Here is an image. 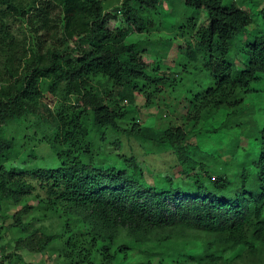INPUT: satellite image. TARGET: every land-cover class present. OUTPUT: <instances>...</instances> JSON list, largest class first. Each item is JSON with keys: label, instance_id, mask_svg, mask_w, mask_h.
<instances>
[{"label": "trees", "instance_id": "16d2710c", "mask_svg": "<svg viewBox=\"0 0 264 264\" xmlns=\"http://www.w3.org/2000/svg\"><path fill=\"white\" fill-rule=\"evenodd\" d=\"M105 2L0 0V220L7 203H25L10 225L24 235L11 254L0 246V264H28L18 250L46 254L63 238L30 229L31 198L74 224L69 264H95L94 252L103 264H264V0ZM138 96L153 124L140 126ZM14 123L34 135L18 145ZM109 131L156 158L170 151L168 168L134 156L124 169L97 166ZM38 134L59 164L8 168Z\"/></svg>", "mask_w": 264, "mask_h": 264}, {"label": "rangeland", "instance_id": "374dc122", "mask_svg": "<svg viewBox=\"0 0 264 264\" xmlns=\"http://www.w3.org/2000/svg\"><path fill=\"white\" fill-rule=\"evenodd\" d=\"M230 0H224L225 4H228ZM123 3V0H106L105 4L107 6V10L111 11L112 9L118 8ZM249 6H245V9H248ZM252 11V14H254V22L259 25L261 21L259 20V16L255 15L257 14V10L254 9H248ZM165 22L168 20V17L165 16L162 13L161 17ZM205 15L202 16V21L205 20ZM24 31V30H23ZM23 32L20 30L19 35H23ZM138 38V37H137ZM139 39L146 40V35H140ZM175 48V47H174ZM172 52H176V50H172ZM171 56V55H170ZM173 60L168 57L165 60L166 65H171L175 67V64L172 62ZM45 102V101H44ZM46 102L49 104L50 108H53L56 104V100H47ZM143 99L138 96L136 100V105L140 107L139 109V115L137 118H140V126H146L149 124H153L156 119L154 118V115L157 113L155 110L149 111V109L142 108ZM28 125V124H27ZM26 124H18L14 123L11 124L9 127L10 133L16 137V141H18V145L21 144V138H24L26 135L31 136L34 135L33 130L27 131ZM37 139L41 140L38 142H32L28 141L29 146L34 145L36 146V150L31 152L27 148L22 149V153L18 159L15 161L8 163L7 167H19V168H25L26 170H31L33 168H51L56 167L59 164V160L57 158L56 153L53 151V149L47 145L43 139L41 134L37 135ZM27 143V140H26ZM120 144V146H119ZM201 145L205 150L208 151H215L216 144H213L212 142L203 141L201 142ZM243 145L247 146V141L243 140ZM30 148V147H29ZM151 149L153 152V155H149L150 152L148 151ZM35 152V158L34 153ZM155 155L157 154V150L153 148H150L149 146L145 145L143 142L136 138H129L124 135H118L112 131L108 132L107 141H101L100 139L96 142V157L94 160V163L97 166H105V167H115V168H121L124 169L127 165L128 158L134 156L138 158V163H141L145 168H147L148 164L144 162V158L146 160H149L150 163L155 166V168L159 171H164L168 168L170 160L172 159V154L170 151L162 152L161 158H156ZM241 157V156H240ZM29 178L33 181V183H36V179L33 178V176L30 174L28 175ZM37 193H40V199L45 200L46 196L40 191L37 190ZM36 193V194H37ZM26 202H29L30 205L35 206V210L32 211V216L36 217L34 220L32 219V216H29L26 220L32 221V225L30 229H37L41 228L45 233H60L63 234V238L57 242H55L46 252V254H33L26 250H18V254H20L25 262L28 264H69V262L65 259V251L70 246L67 244V239L71 235V231L69 230L73 229L74 224H72V221L70 218L59 215L57 213H54L49 206V203H44L43 205H39V201L34 200L33 198L28 199ZM25 203H22L20 205H14L13 203H7L6 208V214L9 216L7 220H0V226L3 227L2 231V239L0 240V246H5L8 254H11V252H14V245L15 241L14 239L19 238L20 236L24 235L21 233V231L17 229H11L10 225L13 222L12 216L14 213L19 210L22 206H24ZM33 217V218H34ZM69 226V228H68ZM76 236L74 239L75 242V248L77 250L81 251L83 254V257H88L89 253L92 252L94 249L90 247V241L88 235L84 233V231L81 230H75ZM121 243V242H120ZM118 243L115 244L111 254H113L118 249ZM132 247V251L136 253V248L134 245L130 244ZM105 255V254H103ZM103 255L99 252H94L95 256V264H103ZM120 257V256H119ZM16 264H19L17 262ZM80 264H83L80 262ZM184 264H196V263H184Z\"/></svg>", "mask_w": 264, "mask_h": 264}]
</instances>
